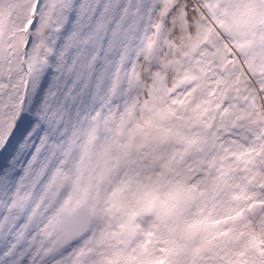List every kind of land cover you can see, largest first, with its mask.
I'll return each instance as SVG.
<instances>
[{
  "label": "snow or ice",
  "instance_id": "snow-or-ice-1",
  "mask_svg": "<svg viewBox=\"0 0 264 264\" xmlns=\"http://www.w3.org/2000/svg\"><path fill=\"white\" fill-rule=\"evenodd\" d=\"M0 264H264V0H0Z\"/></svg>",
  "mask_w": 264,
  "mask_h": 264
},
{
  "label": "rangeland",
  "instance_id": "rangeland-1",
  "mask_svg": "<svg viewBox=\"0 0 264 264\" xmlns=\"http://www.w3.org/2000/svg\"><path fill=\"white\" fill-rule=\"evenodd\" d=\"M161 48H163V45L160 46ZM174 53H175V49H168L167 51L164 52V58L165 60L173 58L174 57ZM168 75L171 77V83L176 87V88H183L184 84L180 82L179 80V72H169ZM186 83V82H185ZM180 96L184 95V92L181 91L179 93Z\"/></svg>",
  "mask_w": 264,
  "mask_h": 264
}]
</instances>
